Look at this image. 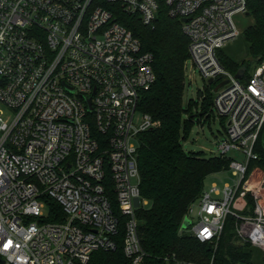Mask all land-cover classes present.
Wrapping results in <instances>:
<instances>
[{
  "label": "built area",
  "instance_id": "built-area-1",
  "mask_svg": "<svg viewBox=\"0 0 264 264\" xmlns=\"http://www.w3.org/2000/svg\"><path fill=\"white\" fill-rule=\"evenodd\" d=\"M165 3L189 39L186 78L199 71L214 86L212 115L225 130L219 155H246L245 163L228 158L238 180L205 190L182 230L217 248L231 214L238 240L264 255V185L248 182L264 173L250 170L264 128V61L244 80L219 58L240 36L235 17L248 14L249 0ZM158 9L157 0H0V264H86L95 251L117 248L121 218L124 253L143 263L137 211L148 200L137 141L157 122L139 102L156 74L152 53L118 17L151 24ZM249 191L253 213L236 212ZM52 200L62 221L48 220Z\"/></svg>",
  "mask_w": 264,
  "mask_h": 264
},
{
  "label": "trees",
  "instance_id": "trees-1",
  "mask_svg": "<svg viewBox=\"0 0 264 264\" xmlns=\"http://www.w3.org/2000/svg\"><path fill=\"white\" fill-rule=\"evenodd\" d=\"M159 9L156 20L143 22L137 14L122 13L118 20L137 36L144 51L152 53L156 79L143 91L139 109L157 122L151 129L139 134L137 141L141 194L149 205L137 211L140 220V238L146 256L142 264H166V257L194 261L200 264H257L254 249L249 242L237 237V218L229 215L218 241L214 244L200 242L182 230L190 205L204 193L208 175L228 170L230 159L220 155L206 156L203 151H187L183 147L192 125L207 121L212 116L213 88L205 83L199 92V100L184 104L186 84L185 62L189 57V39L182 30V22L169 14L165 0H157ZM249 15L253 22L243 30L248 46V59L237 60L219 52L221 63L231 72L245 70L247 79L252 70L264 61V0H249ZM196 108V113L192 108ZM200 107V110H199ZM264 128L250 170L259 167L264 171ZM246 213H253L255 199L247 194ZM55 216L48 220L62 221L64 213L55 201L49 203ZM125 226L121 225L115 239L117 248L111 251H95L86 264H131L123 250ZM262 252V251H261ZM263 255V252H262ZM258 264H264L263 259Z\"/></svg>",
  "mask_w": 264,
  "mask_h": 264
},
{
  "label": "rangeland",
  "instance_id": "rangeland-1",
  "mask_svg": "<svg viewBox=\"0 0 264 264\" xmlns=\"http://www.w3.org/2000/svg\"><path fill=\"white\" fill-rule=\"evenodd\" d=\"M237 25L241 30L240 36L230 40L224 46L223 51L226 55L237 59H248V46L247 42L243 37V30L253 22V17L251 15H237L235 17ZM206 81L198 72L193 73L191 78H186L185 91H184V104L189 105V101L199 100V92L203 89ZM200 110V107H199ZM196 108H192V112L196 113ZM138 117L141 116L138 114ZM196 122L192 125L189 133L185 139L182 140L183 147L187 151L199 152L203 151L206 156L219 155V141L223 139L224 136V124L217 114H213L211 118L207 121ZM263 143H264V133H263ZM226 158H233L240 163H245L246 155L239 150H231L225 156ZM253 170V169H252ZM238 176L234 173L233 169L223 170L210 174L205 179V189L209 190L214 184L217 185L219 189L223 191L227 184L234 185L238 180ZM248 182L257 186L264 185V173L259 170H255V174L248 176ZM248 193H251L249 191ZM247 193V194H248ZM252 194V193H251ZM223 195V192H222ZM149 205V202H148ZM245 202L243 198H239L236 203L234 210L239 213H245L244 208ZM188 234V233H187ZM254 262L260 263L263 259L261 250L254 249Z\"/></svg>",
  "mask_w": 264,
  "mask_h": 264
},
{
  "label": "water",
  "instance_id": "water-1",
  "mask_svg": "<svg viewBox=\"0 0 264 264\" xmlns=\"http://www.w3.org/2000/svg\"><path fill=\"white\" fill-rule=\"evenodd\" d=\"M248 15H249V12H248ZM244 73H245V70H244V69H240V70L236 73V77H237V78H242V76L244 75ZM220 85H221V84H220ZM189 224H190L189 219H188V218H185L182 227H183V228H187V227L189 226Z\"/></svg>",
  "mask_w": 264,
  "mask_h": 264
}]
</instances>
